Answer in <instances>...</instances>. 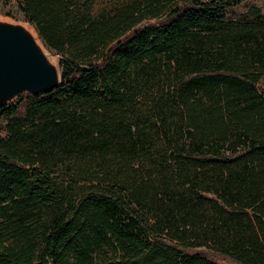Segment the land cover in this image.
<instances>
[{
  "label": "trees",
  "instance_id": "1",
  "mask_svg": "<svg viewBox=\"0 0 264 264\" xmlns=\"http://www.w3.org/2000/svg\"><path fill=\"white\" fill-rule=\"evenodd\" d=\"M16 1L61 77L0 106V264H264V10Z\"/></svg>",
  "mask_w": 264,
  "mask_h": 264
},
{
  "label": "water",
  "instance_id": "2",
  "mask_svg": "<svg viewBox=\"0 0 264 264\" xmlns=\"http://www.w3.org/2000/svg\"><path fill=\"white\" fill-rule=\"evenodd\" d=\"M28 24L0 18V106L60 84L58 63Z\"/></svg>",
  "mask_w": 264,
  "mask_h": 264
},
{
  "label": "rangeland",
  "instance_id": "3",
  "mask_svg": "<svg viewBox=\"0 0 264 264\" xmlns=\"http://www.w3.org/2000/svg\"><path fill=\"white\" fill-rule=\"evenodd\" d=\"M251 4H256L264 10V0H246L239 6L231 8L229 10V13L231 14L240 13L244 11L248 5H251ZM0 18H6V19L13 20V21H20V22L28 24L27 21L25 20V17L21 10L20 5L16 0H12L9 2H3L0 0ZM32 29L35 31L34 27H32ZM35 33L38 36L36 31ZM47 51L51 55V57H53L54 60L58 63L60 56L58 54L53 53V51L49 49H47Z\"/></svg>",
  "mask_w": 264,
  "mask_h": 264
}]
</instances>
